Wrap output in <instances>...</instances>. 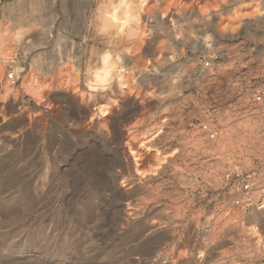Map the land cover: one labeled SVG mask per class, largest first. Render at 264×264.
<instances>
[{"label":"rangeland","instance_id":"obj_1","mask_svg":"<svg viewBox=\"0 0 264 264\" xmlns=\"http://www.w3.org/2000/svg\"><path fill=\"white\" fill-rule=\"evenodd\" d=\"M121 1L0 0L17 35V88L34 69L51 93L40 102L0 89V264H264L251 231L264 235V210L230 209L224 181L264 166V103L254 101L264 15H251L264 0L220 1L208 15L206 0H147L142 11L125 0L127 27L108 18ZM237 7L247 19L221 31ZM105 52L140 97L117 107L116 80L86 86ZM67 64L82 72L78 88ZM135 118L143 134L162 126L154 147L177 151L155 177L135 171ZM202 122L220 128L216 142Z\"/></svg>","mask_w":264,"mask_h":264},{"label":"bare ground","instance_id":"obj_2","mask_svg":"<svg viewBox=\"0 0 264 264\" xmlns=\"http://www.w3.org/2000/svg\"><path fill=\"white\" fill-rule=\"evenodd\" d=\"M206 1L209 2V0ZM206 1L204 0V2ZM210 1L211 3L218 2V4H214V6H217H212L214 8H211L209 7L210 4L207 5L208 3L206 2V6L208 7L203 6L204 8H200L201 14L208 15L216 13L218 11L220 1L224 2L225 0ZM125 2V0L121 1L120 4L115 6L109 14L108 18L116 24H124L125 21L127 22L129 20V10ZM120 5H124L125 9L121 11ZM147 6V0H139V7L141 11L145 10ZM245 11L247 10L244 7H237V9L234 11L233 17L231 19L229 18L227 23L221 26L220 30L232 32L236 31L239 25L244 20H246L249 15V12L247 13ZM251 15L255 17L261 16L264 15V11L258 8L253 10ZM138 24L140 25V23ZM16 44L17 35L15 32H13L11 25L7 21L0 19V89H2L6 98H11L15 93L24 92L25 94H28L40 102L47 101L51 93L45 90L41 78L34 69L28 70L25 76L23 78L21 77L20 88H17V80L12 81L9 79L7 74L17 52ZM64 69H68L67 74L69 75V80L71 79L73 81V85L78 88L81 81V70L72 64L65 65ZM116 91V97L111 101L117 107L121 106L123 100L133 97L138 98L140 97L141 93L135 78L132 74L127 73L126 70H122L116 77ZM101 110L103 114H106L108 112V106H103ZM134 121L135 122H133L131 128H129V134L126 143L129 147V152L134 162L135 171L142 178L155 177L163 169L166 158L168 156H173L177 151L173 150L170 152H164L153 146L156 139L162 133V126L157 127L155 131L151 132L150 134H143L141 133V130L139 132L137 130L138 128L144 126L146 122L139 118ZM263 214H260V216ZM251 231L260 242L264 243V235L260 231V228L253 225Z\"/></svg>","mask_w":264,"mask_h":264},{"label":"built area","instance_id":"obj_3","mask_svg":"<svg viewBox=\"0 0 264 264\" xmlns=\"http://www.w3.org/2000/svg\"><path fill=\"white\" fill-rule=\"evenodd\" d=\"M12 64H15V61ZM206 65L209 66L210 62L207 61ZM7 75L12 81L17 79L13 71H9ZM254 101L258 104L264 103V87L255 91ZM199 131L209 142H216L221 135L219 127L207 122L200 123ZM224 181L228 190L230 209H238L247 213L264 210V166L242 173L228 172L224 176Z\"/></svg>","mask_w":264,"mask_h":264},{"label":"clouds","instance_id":"obj_4","mask_svg":"<svg viewBox=\"0 0 264 264\" xmlns=\"http://www.w3.org/2000/svg\"><path fill=\"white\" fill-rule=\"evenodd\" d=\"M124 27H127L126 21L124 22ZM118 59L114 60L110 53L105 52L100 57L99 66L89 70L90 78L86 86L93 92L104 91L110 88L118 74L122 71L119 67Z\"/></svg>","mask_w":264,"mask_h":264}]
</instances>
